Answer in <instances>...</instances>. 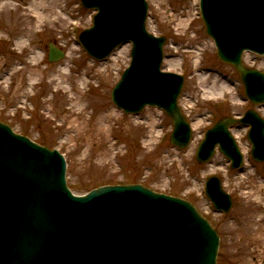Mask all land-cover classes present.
Wrapping results in <instances>:
<instances>
[{"label":"rangeland","instance_id":"374dc122","mask_svg":"<svg viewBox=\"0 0 264 264\" xmlns=\"http://www.w3.org/2000/svg\"><path fill=\"white\" fill-rule=\"evenodd\" d=\"M40 1L0 8V120L64 154L67 183L76 195L100 186L141 184L180 197L220 234L217 264H264V163L252 159L248 127L232 129L245 157L243 168L231 169L219 151L207 164L196 160L204 132L216 121L252 108L264 117V105H252L237 72L217 58L200 0L146 1L148 30L167 40L163 70L185 77L179 102L193 130L185 150L170 143L172 121L160 110L130 116L113 104L111 91L130 65L132 45L95 60L78 36L92 27L95 11L80 0H47L44 6L36 4ZM50 44L65 52L64 59L48 60ZM243 59L264 72V56L246 53ZM76 92L86 95L82 106L71 101ZM76 115L82 118L80 130L67 124ZM211 176H218L233 198L227 214L216 211L206 196Z\"/></svg>","mask_w":264,"mask_h":264},{"label":"water","instance_id":"95a60500","mask_svg":"<svg viewBox=\"0 0 264 264\" xmlns=\"http://www.w3.org/2000/svg\"><path fill=\"white\" fill-rule=\"evenodd\" d=\"M98 10L94 27L80 36L90 56L105 59L132 41V63L115 85L113 102L126 113L146 106L162 108L172 119L171 143L189 146L191 127L178 104L184 77L162 73L166 39L147 33L146 0H82ZM207 36L218 58L233 67L254 105L264 104V73L248 67L245 51L264 55V0H202ZM49 60L65 53L53 45ZM251 126L249 141L264 162V119L255 110L243 118L225 117L209 130L197 151L199 163L220 151L237 169L243 155L230 127ZM0 122V264H216L220 238L197 209L183 199L141 185L104 186L75 196L66 183L67 163ZM217 177L207 194L218 210L232 199Z\"/></svg>","mask_w":264,"mask_h":264},{"label":"bare ground","instance_id":"6f19581e","mask_svg":"<svg viewBox=\"0 0 264 264\" xmlns=\"http://www.w3.org/2000/svg\"><path fill=\"white\" fill-rule=\"evenodd\" d=\"M15 1H18V0H0V8H8V7H11V6H13V2H15ZM31 2H33V0H30ZM34 1H39V0H34ZM46 1L47 0H41L40 1V3H36V4H40L41 6H44L45 5V3H46ZM51 5H49V6H47V7H50ZM34 8V11H36V10H38L37 9V7H33ZM49 9H52V7H50ZM89 70L91 71V72H93L92 70H93V68H90V69H88L87 71H86V76L89 74V73H87V72H89ZM62 75H65L66 76V74H62ZM65 76H62L61 78H65ZM79 76H81V75H78V77ZM80 78V77H79ZM59 81V80H58ZM61 81V80H60ZM74 95V97H72V103L75 105L76 104V106L78 105V106H82V104H83V102H85V97H86V95H82V93L79 95L78 94V92H76V93H74L73 94ZM77 95V96H76ZM87 107V105L84 107L85 109H87L86 108ZM81 116H84V114H83V112H81ZM80 116L78 115H76V116H74V118H72V119H70V120H68L67 121V124H68V126H70L71 128H75V129H77V130H80V127L82 126V123H81V117L79 118ZM87 120V118L85 119V121Z\"/></svg>","mask_w":264,"mask_h":264}]
</instances>
